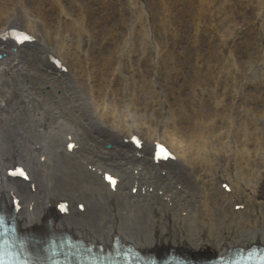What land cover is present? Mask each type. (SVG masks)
Listing matches in <instances>:
<instances>
[{
  "label": "bare ground",
  "instance_id": "6f19581e",
  "mask_svg": "<svg viewBox=\"0 0 264 264\" xmlns=\"http://www.w3.org/2000/svg\"><path fill=\"white\" fill-rule=\"evenodd\" d=\"M45 1L0 3V39L7 44L0 42V199L18 203L21 224L37 228L50 217L57 227L103 245L121 234L146 249L218 252L233 243L242 248L254 240L264 243V98L247 96L246 68L227 62L201 67L195 63L200 58L189 65L172 58L163 39L159 59L168 57L172 68L181 67L176 73L183 80L169 98L160 85L168 88L171 82L155 83L143 66L135 69L133 52L124 46L131 41L135 49L146 47L149 37L143 36L152 27L174 25L165 13L168 0H144L152 10L149 25L139 15L124 19L126 14L117 49L100 53L99 61L89 47L66 41L69 33H89L86 0H50L54 16ZM188 5L215 13L210 23L217 26L221 45L238 38L232 26L240 11L233 0ZM260 8L264 32V4ZM12 27L47 43H21L14 52L15 41L4 35ZM256 42L252 53L259 48L263 61V45ZM44 60L57 61L56 66ZM130 67L132 73L126 71ZM208 82L240 97L217 113L183 94L186 86ZM249 103L263 110L254 111ZM178 108L201 121L178 122L169 115ZM221 113L226 119L216 123ZM158 144L172 157L156 158Z\"/></svg>",
  "mask_w": 264,
  "mask_h": 264
},
{
  "label": "rangeland",
  "instance_id": "374dc122",
  "mask_svg": "<svg viewBox=\"0 0 264 264\" xmlns=\"http://www.w3.org/2000/svg\"><path fill=\"white\" fill-rule=\"evenodd\" d=\"M101 1H103V3H100ZM101 1L86 0L89 7L85 8V11H87L90 18L89 21L87 20L85 22V29L89 33H84L82 31L79 33L72 32L69 33L66 38V41L68 43H74L75 47L83 48L86 46L92 49L94 53L93 56L97 61L100 60L97 56L100 53H109L110 51L117 49L114 42L115 39L121 38L122 32H125V30L120 27L123 25V18L126 14H128V16L124 19H128L129 17L132 18L131 14H133L136 17L139 15L142 19H145L147 25L152 23V10H150L149 7H146L144 0H137V2L139 1L140 3L135 6L133 4L134 0H121L120 3L116 4H112L110 0ZM233 1L240 12L237 14V23L232 26V29L235 33H238L239 36L238 38H235L234 41L221 45L219 42L220 35H218V30L216 28L217 26H211L210 23V20L215 18V13H201L197 11L193 5H190V8H188L189 0H168V4L165 6L168 10L165 13L174 19V25L163 28L152 27L148 36H143L145 40L149 37L146 47L142 46L135 49L132 47L131 41L124 43L125 48L129 49L130 52H133L131 55V59H133L132 64H134L133 67L136 69L139 65L143 66L146 75L148 74L147 71L149 72V75L154 74L153 77H155V83L164 80H168V83L171 82L170 85H168V88L163 85H160V88L165 91L166 95L168 94L167 97H172V93L170 92L172 90L176 92L183 80L179 79V75L176 73L181 70V67L176 66L172 68V61L169 60L168 57L164 60L159 59L164 44L162 43V40L166 39L168 48L172 50V58L183 60L185 62L187 61L189 65H192L195 60L200 58L201 61H195V63L201 67L208 66L214 68L218 63L227 62V64L232 67L246 68L247 75L245 79L247 96L256 99V96L260 93L261 97L264 98V32L262 18L259 16L261 12L260 7L261 4H264V0ZM2 2L3 0H0V3ZM21 2L25 4L28 0H21ZM63 2L67 4L68 0H63ZM52 4L53 2L46 0L44 2V7L47 8L49 12L52 11L51 15L54 16L57 12ZM99 6H102L103 12L99 10ZM184 6H186L185 11L182 9ZM136 8L140 10L137 14H135ZM202 8L204 10L208 9L209 2L206 1L205 3H202ZM110 12H112V14H110ZM65 17L66 19H69L70 16ZM134 19L136 20L135 17ZM26 22L27 21H24V24ZM74 29L76 30V28ZM96 32L98 34L100 33L99 36L101 38L94 35ZM256 40L261 41V45H263V61L258 57L260 54V51L258 52L259 48L255 53H252L254 50L252 46L254 45L253 47H255L258 44ZM255 42L257 44H255ZM212 46L214 49L212 48V51H210ZM195 47L198 48V51L195 50ZM225 51H228L229 54H225ZM129 60V58L125 57V61L128 62ZM182 65L183 64L181 63L180 66ZM255 66L257 68H254ZM126 71L132 73L131 67L127 68ZM170 79L172 80L170 81ZM210 83L211 82H208V84ZM201 86L202 87L197 86V89L186 86L183 94L190 102H195L197 104L201 103L217 113L223 111V106L234 96H237V98L240 97L239 94L236 95L235 92H232L231 88L229 89V92H225L226 86L223 85L202 84ZM51 88L50 85H46L48 91ZM142 93L151 97V93L148 91ZM152 98H156L154 93ZM250 106L254 111L261 112L263 110V108L257 107L253 103L250 104ZM178 109L179 111H171V113H169V115L176 118L178 122L183 121L184 118L201 121L196 117L193 118L189 110H185L184 108ZM225 119L224 113L218 114L216 123H221Z\"/></svg>",
  "mask_w": 264,
  "mask_h": 264
}]
</instances>
